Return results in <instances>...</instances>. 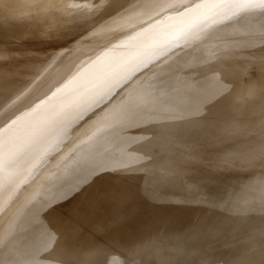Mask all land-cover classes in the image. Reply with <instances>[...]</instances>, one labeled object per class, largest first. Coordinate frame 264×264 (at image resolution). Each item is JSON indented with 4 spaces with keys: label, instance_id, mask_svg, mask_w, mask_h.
I'll return each mask as SVG.
<instances>
[{
    "label": "bare ground",
    "instance_id": "bare-ground-1",
    "mask_svg": "<svg viewBox=\"0 0 264 264\" xmlns=\"http://www.w3.org/2000/svg\"><path fill=\"white\" fill-rule=\"evenodd\" d=\"M41 1L43 2V5H47V0H36L29 7H27V6L22 7L21 6L22 7L21 11L29 13L30 10L36 6L35 3L41 4ZM57 1L58 0H52L51 2L58 3ZM85 1H87V0H85ZM167 1L173 2L174 0H167ZM167 1L163 2V3H158V4L157 3H151V6L147 9H143V7L138 6L137 9H139V12H137L133 15V17L135 16L133 19L127 20L126 22H123V23H120L119 25L115 26V28H113V30H117L116 28H120V27L123 28L125 26H128L129 27L128 30H126L127 28H124V29H122V30H124V33L123 32L119 33L122 30L119 32L118 31L114 32L116 34V37L113 39V36H111L113 40H111L109 38V41H110L109 43H106V44L88 43L87 44L86 43L87 41L85 42V40H84V42L87 44L86 48L85 47L83 48V45H80V42L77 44H73L74 48L72 50H76V53H73L72 50H69L67 52H71L72 54L70 55V57L73 55V58H75L74 55L76 56V54H79V59H78V57H76V59H78V60H77V62H75L74 59L71 57L69 59L70 62H68V63L72 64L73 62H75V64H73V65L69 64L70 65L69 67H67L68 63H67V65L65 64L66 66H64V68L65 67H67V68H65V69L63 68L64 72H62V70L60 71L59 75H61V78L58 75V77H57L58 80L56 79V82H53V84H52V82H49L50 80L46 81L48 79L49 75L52 74L53 72L50 71L52 73H50L49 75H44V74H46L47 72L49 73V69L53 70L52 67L58 68V65L56 67V66H54L55 64H52V63L46 64L44 67V69H46V73L43 74L44 76L42 75V73L45 71L43 70V72H41L40 71L41 68L38 66H33V63H31V62H23L24 65H21V66H16V65H14L15 63L12 64V62H11V64L14 67L10 66V68H9L10 64L7 65L8 67L6 66L8 68L6 71H9V70H16L17 67L24 68L27 65V66L33 68L34 74H30V75L23 77L24 80L29 81V82L26 83L22 87L21 94L13 97V98L17 99L19 102L16 100L18 102L16 104L14 99H12L14 101V103H11V104H13V105H10V103L8 105H10L11 109H13V110L11 112L6 110L9 113L7 115L4 114L5 116L3 118L0 117V118H2V119H0V167L1 166H4V167L20 166V167H22V168H20V172L18 174L14 175L12 180L11 179L6 180L3 184V187L1 188V193H0V220L3 218V216L5 214H7L9 212V210L12 207H14L23 198L26 197V195L28 193L25 192L24 188L27 185V183L33 178V176L35 174L34 173L31 175V173L36 168H39L40 166H42L45 163V161H43V160L46 159L45 157L48 155L46 153L47 152L49 153V151H50V154H51V152L56 151L63 144H64L63 146H69L70 143L68 141L65 142L69 137L71 138L70 139L71 143L72 142L74 143L75 140L78 139L79 136H81L83 134V132H87L90 128V126H88V125L93 120L92 118L98 114V111L100 112V109L104 111L105 108H103V107H105V105H107L106 102L109 100V98L110 97L113 98L112 96L114 94H117L116 92L127 81H129L131 78H133V76L136 78V76H137L136 74L140 70L146 68L147 66H150V64L155 59H158L157 57H159V50L163 46H165L167 43L169 45V43L176 38L178 39L179 37H181V38L182 37H188L189 35L192 36L193 32H194L193 35H195L196 32L198 33L199 31L203 30L207 26L213 24L216 21L221 20L225 16H228V15L232 14L234 11H236L237 9H239L236 6V3L234 2V0H180L178 2L175 1L174 3L167 2ZM5 2L10 3V4L13 2L14 3L18 2V4H21L18 0H0V8L2 7V4ZM110 2H111V0H110ZM143 2H146V0H143ZM95 3H96V1H95ZM131 3H133V2H131ZM168 3H170V4L168 5ZM59 4L60 5L64 4L63 6H65V7H59V9L60 8L62 9V8H66L69 5V2H62L61 1V3H59ZM98 4L100 5V3H98ZM25 5H23V6H25ZM6 6H8V5H6ZM79 6H78V8L80 9L81 7H79ZM93 6L94 5H92V7ZM73 8H76V7H73ZM73 8L71 10L72 12H74ZM97 8H99V6ZM15 11H16V9H15ZM68 11H70V9L67 11L64 10V11H62V13L63 12L68 13ZM89 11H93V10L90 8L88 10V8H87L86 12H89ZM94 11L98 12L99 10H94ZM11 12H9V13L0 12V13L3 14L2 17L7 16L6 18L10 19L11 17L14 16V13L13 12L11 13ZM40 12H47V10L41 9L36 13V15ZM75 12H76V10H75ZM95 13L94 14L91 13V15L92 14L96 15ZM99 13L101 14V12H99ZM33 16H35V15H33ZM2 17L0 15V24H4V26L0 27V37L8 35V33H9L8 27L10 28V25H7L5 23V22H7V21H5V18L3 19L4 22H3V20H1ZM59 17H62V16H59ZM87 17H89V16H87ZM81 18H82V16H81ZM94 18H95V16H94ZM140 18H141V20L138 21ZM84 19H87L86 16L84 18H82L81 21H83ZM89 19H91V18L89 17ZM59 20L62 21L61 18H59ZM60 21H58L55 17H52V16L45 17L42 19H30L27 22L28 24H26V23L23 24L20 22L15 24L16 26L14 27L13 32L19 33L22 35H24V34L30 35L32 33L38 32L41 37L47 36V35L52 34V32H54V30L60 29V28H58L59 26L60 27L63 26V25H61L62 22H60ZM134 21H135V23L138 22V25L136 24L134 29L131 30L130 24ZM78 22L80 23V21H78ZM84 23L85 22H83V24ZM131 25H134V24H131ZM73 27H75V26H73ZM50 28H51V31H50ZM70 28L72 29V27H70ZM67 29L68 28H66L65 31H67ZM126 31H128V32H126ZM19 34H17V35H19ZM61 34H63V33L61 32ZM99 40H101V39H99ZM107 41H108V39H107ZM87 49H88V52L90 49L92 54L88 53ZM66 58H69L68 55L64 59L66 60ZM71 59H73L72 62H71ZM64 61H63V63L66 62V61L65 62ZM61 62L62 61H59V63H61ZM60 65H62V64H60ZM42 67H43V65H42ZM61 68H62V66H61ZM61 68L59 67L58 70H60ZM58 70H57V72H58ZM55 74H54V78L57 75V74L56 75ZM50 76L53 77V75H50ZM54 78H52V79H54ZM41 81H44V83L46 81V83L42 86ZM53 81H55V80H53ZM48 82L50 84H48ZM151 82H152V80H151ZM151 82H150L149 86H151L153 84ZM148 84L149 83H147V85ZM40 86H41V89H40ZM135 86H133L132 88H134ZM137 88L139 89V86H137ZM126 89H127V87H126ZM126 89H125V91L122 90L123 91L122 93H124L122 96L125 98H127V97L129 98V96L131 97L132 94L137 92V90L136 91L131 90L129 87L127 90ZM122 93H120V94H122ZM117 97H118V95H117ZM110 100H112V99H110ZM22 101H23V104L25 106L21 107L19 112H17V107H20L19 105H21ZM10 102H12V101H10ZM112 104L113 105H111V109L108 111L112 112L113 108L116 106V105L114 106V102ZM8 105L4 106V107H9ZM107 106H110V104ZM256 106H258V104L255 106L251 105V106L236 108L237 110L235 109L231 115L237 116V117L238 116L239 117L244 116V117L241 118L242 120H239L240 123H237L235 125L232 124V126L229 124H226V123L223 124L221 122L218 124H214V125L202 124V122L192 124L190 126V127H194V129L192 131H189V130L186 131L187 133L182 134L181 137H180V135L175 136L176 139L174 140L175 141L174 147L178 146V148H182L183 150L182 151H172L173 154L170 151L171 147L165 143H162V142H164V139H162V141L160 142L161 144H155L153 142L151 143L150 141H148L146 146L142 147L139 144L140 141L137 140L136 138H132L131 136H127V137H124L123 139H118L119 138L118 136L113 135L111 137V139H109L110 143L107 144L108 146L110 145L109 148H110L111 154H106V155L104 154L102 156H100V155L98 156V153H97L98 157H96L95 159L93 158L95 160V162H93V160H91L92 164H90L87 161H84L86 163V165H85V172H83V173L87 172L86 175L83 174V176H82V174H81L82 180H80V178H79V181H78V177H81V176L79 175L77 177L78 174L76 175L77 178L75 177L73 179H70L69 183L65 184L63 187H61V189H59V194H58L57 199L55 197L51 201V203H54V204L57 203L58 204V202L61 201L60 199H62V198L66 199V197H68L69 195L71 197V195L74 194L77 189H79L81 186L84 187V184H83L85 182V181H83V180H85L84 177L87 178L88 175L90 177H92V176L96 177V173L98 175L101 174V176L103 175L102 177L99 176L101 180L98 179L99 177L98 178L96 177L98 180H100V181H96V186L98 189L94 185L95 182H93V181H95V178H92L93 181L91 180L92 184L90 186V188L92 186L95 187L94 190L96 191V193L98 192L97 193L98 195L91 192L89 190L90 188L87 189L88 181H86L87 182L86 188L84 189L82 187L84 189L83 191H81L79 189L80 190V191L78 190L79 193H77V194L75 193L76 195L73 197V199L68 200L69 203H71V204H69L70 207L74 205L73 206L74 210L71 207L73 212L78 211L77 214L75 213V215H74V213H72V210H71V216L72 215L73 216H72V219H69V220H71L73 222H77L80 225L81 231L83 232L84 236L85 235L88 236V235L92 234L91 233L92 231H94L97 234H99V236L101 237L100 239L102 241L105 242L107 239V241L109 242V238L111 239V237H112V236H110V234L112 233V227H114L115 233H117V232L121 233L120 236L118 237L119 240L117 241V246H118V248H121V247L124 248V246L127 243H130L132 240L139 239L141 237H146L150 234H166L168 238L170 237V239L168 241L172 242L173 241L172 237L178 240L177 241L174 239L175 240L174 243L169 244L170 248L176 250V248L184 247V244H185L184 238L181 237L183 235V237L187 238V240H188V243H186L187 245L191 244V243H189V240L190 241L192 240V242L193 241L196 242V244H194L195 246L192 244L194 246V247L192 246L193 248H191V246H188V248L190 247V249L192 250V253L195 255L197 253V256H199V259L201 261L202 260L204 261L206 259L205 256H207V254H208L205 252H208V246L207 245L209 242H211L210 238H213L215 235L214 233H218L217 232L218 230H220V231L223 230V228L219 229L217 227V225H216V227L218 229L213 227L215 221L218 220L217 216L222 217V221H224L223 224L227 225L226 227H224L225 225H223V226L220 225L221 222H220V224H218V226L220 225V226H222L228 230V231H226V232H228V234H226L228 239L224 238L223 243L226 245H229L231 243V241L234 240V237H236L234 235H237L238 232L243 233L242 229H241V231H238L239 230V227H238L239 223H236V220L239 219L238 217H240V215H242V212H247L251 209H257V210L264 209V179L262 177H258L257 181L259 180V178H262V179H260L257 183L255 182L256 180H254L256 178V174L258 176V169H261V166H262L261 163L263 162L262 164H264V161H262V159H261V153L264 152V140L260 141L262 139V137H261L259 141L252 142V140H254V138L252 139V137H253L252 135H256V133H260V129H264V123H263L264 122V118H263L264 116L262 114H261L262 116H258L261 118L257 121V123H256V121L254 123L255 118L252 119L253 125L251 124V121H250L251 119H248L251 117V114H252V112ZM125 107H124V105H122L120 107L121 109H118L119 108V106H118V108H117L118 110H117V112L115 111L114 114L119 113V112H126ZM2 109L4 110L6 108H1L0 112ZM107 109H109V107ZM3 110H2V112H3ZM6 111L4 110L5 113H7ZM187 111H188L187 115H189L190 112H189V110H187ZM107 112H105V115H108V117L111 116V115L107 114ZM111 112H109V113L113 114ZM14 113H15V115H14ZM0 115H1V113H0ZM11 115H14L13 119H11L7 123V126H4L5 119L10 117ZM99 115H97V117L99 116L102 118V116H101L102 114H99ZM105 115H103V116H105ZM105 117H103V118H105ZM186 117H187L186 115H182L181 117L178 118L179 125L182 124L183 120ZM258 117H256V118H258ZM221 118H223L224 120L227 119V117H224V116H222ZM246 118L250 121V123L247 124V122H245ZM95 120L99 121V119H95ZM100 120L103 121V119H100ZM99 124H101V122H99ZM161 124L162 123H153L152 125L143 127V129H142L143 137L144 136L145 137H151V136L156 135V133L158 132V131H156V127L158 125H161ZM165 125H167V124H164L161 126L165 127ZM227 125H229V127H231V129H232V131H231L232 134L230 135V137L228 139H226V137H223V135H222L224 133L223 129ZM214 127H216V128H214ZM100 128L101 127H99V129ZM104 128H105V126H104ZM104 128L102 129V131L105 130ZM107 128H108V126H107ZM97 129H98V127H97ZM213 129H215V130L217 129L218 132L213 130ZM93 130H94V128H92V131ZM219 130H220V132H219ZM88 132H90V131H88ZM262 132L263 133H261V136L264 134V130H262ZM245 136L251 137V140H249V145L251 148L253 147L256 150V155L254 154L255 152L254 153L252 152L254 154L253 155L255 158L254 160H252L253 157L249 151H248L249 153H247V151H245V153L250 154L249 156H251L252 161L249 159V157L247 158L246 156H245L246 157L245 159H247V160L249 159L251 161L250 166H252V167H255L254 166L255 164L259 165L260 161L258 162V160L262 161L260 163L261 166H259L258 169H255V171L257 170L256 171L257 173L255 174L254 173L255 171L253 172L254 174L252 173L253 175H255V176H252V177H254L253 180L256 183V184L253 183L255 187L253 188V185H252L253 180L250 179L251 180L250 184L252 185L253 189L252 190L250 189L251 186L247 185L248 183H246V185L249 188L247 187V189H245L247 191L242 190L244 188L243 186H242L243 188L241 189L243 192L244 191L248 192L246 194V196L243 195V196H245V198L242 196L243 198L240 199L241 198L240 196L242 194H244L245 192L244 193L241 192L240 193L241 195H238V197L236 195H233L241 187L239 189H237L233 194L230 192L231 195H233V198L235 197V200L230 199V202L225 201L227 199L229 201V198L231 196L230 193H229L230 196L229 197L227 196L228 195L227 193L229 191L226 192L227 195H225L226 198L228 197L227 199H224L225 196L223 195V197H224L223 198L221 195L220 197H222L224 199L226 204L223 202L222 198H221L222 200L220 199V197H219V199L226 206L225 205L222 206L221 205L222 203H215L218 198L215 199L216 201L211 200V201H215V202H213V204H215L216 206L218 205L217 207H219L220 205L223 208L226 207L225 209H227L229 207V208H232L234 210V212H237V210L240 209L239 207H241L242 202H245L244 209L243 210L240 209L241 210V211L239 210L240 212L238 211L240 214L238 213L237 215H234L231 211L228 212L229 209L226 210L227 211L226 212V211H224L225 209L223 210V208H222L221 210L226 212L227 215H224V213H220V214H223V215H220L218 213L213 214V212L216 210L215 209L216 206L214 205L215 208H213V210L214 209L215 210L212 211V214L210 212L209 213L203 212L202 214H197L198 206L201 203L203 204L204 203L203 201H205V199H204L205 197H203L205 194H203V193L206 192L204 186L207 185V184L204 185V183H203L204 186L201 185L202 187H204L203 188L204 190L201 187V189L203 190V193H202L203 198L200 197L201 195L199 196L200 198H198L197 196H196V199L193 198L195 195H197V192L199 191L197 188L200 187V185L198 187H196L197 182H194V181H198L197 179H199V177H200L199 180L201 181L202 180L201 178H203L202 177V174L204 173L203 171L205 170V168H201V167H203V166H201V161H204L202 163H204L205 166H207L206 163L209 162L210 163V164L208 163L209 168L214 165V167L213 168L211 167V169H209L208 166L206 168L207 170L209 169L212 172V169L218 168V166H217L218 164L221 165V163L217 164V162H215L216 163L215 164L213 162V158L217 157V156L215 157L214 155H218V154L223 153V152L225 154H228V153H231L232 150H234L233 151L234 153L232 152L233 155L237 154L239 151H240L238 153L239 156L242 155L241 151H242V153H244L243 152L244 150L242 148L238 147L237 141L242 137L245 138ZM101 138H103V136ZM198 138H201V139H198ZM255 138H257V136ZM106 140H107V142H109L108 139H106ZM241 140H243V138ZM97 141H98V143H97ZM97 141L91 145V148L100 150L99 148H101V145H102V144L100 145V143L102 141H100L99 139H97ZM196 141H200V142H196ZM247 142H248V140H247ZM105 143H106V141H105ZM105 143L103 142V144H105ZM194 143H197V144L195 145ZM233 143H237L236 146L238 147V149L240 148V150H238L236 148L238 150L237 153H235L236 149H234V148L232 150L228 149L231 152H229L227 150V148L233 147V146H231V145H234ZM243 145H245V144H243ZM246 145L248 146V143ZM162 147L165 149L163 155H170L171 154L174 156H172L173 157L172 161L167 163L168 165H166V164L162 165V164L158 163V164H155L153 166V167L160 168V176H161L160 178H153L154 176L149 172L150 168H152V166H149V171L146 170V166H143V165L139 166V167H137V166H133V167L132 166H126L125 165L126 160L122 159L125 156L123 153H125L126 150H129L130 152H134L136 155H140L143 157L144 155H148L153 151H158V149H160ZM224 147H227V148H226V150L223 151ZM77 148L80 149L79 147H77ZM94 152H95V150H94ZM45 154H46V156H45ZM89 154H91V152H89ZM212 154H213V156H211ZM229 155L231 156V154H229ZM65 156H67V155H65ZM218 156L221 157L222 155H218ZM236 156H238V155H236ZM209 157H210V159L212 158L211 162H213V165L211 164L210 159H209V161L207 160ZM228 157L229 156H227L225 159L227 160ZM68 158L67 159L65 157L63 159L60 158L58 161L54 162L52 164V168L50 167L49 171H51L53 169H54L53 171L56 170L55 173L62 171L63 172L62 175H64L65 179L70 178L71 176L73 177V175H74L73 172L76 170L75 167H76L77 163H76L75 159L70 161V160H68ZM131 158H132V156H131ZM238 158L239 157H236L235 159L239 160L240 158L239 159ZM229 159L232 160V158H228V160ZM256 159H258V160L256 161ZM63 160H66V161H63ZM76 160H78V159H76ZM194 160H196V161H194ZM205 160H207V162ZM221 160H224V159L221 158L219 161V162L223 163V161H221ZM247 160L246 161L243 160V162L245 163V162H247ZM189 161H190V163H189ZM197 161H199L198 165H196ZM240 161H241L242 166H245L247 163L249 165V163H250V161H249V162L245 163V165H244L242 160H240ZM240 161H239V163H240ZM193 162L196 166H198V168H201V169L195 170L196 169L195 168V169L191 170V166H188V165L186 166L184 164V163H186V164L188 163L190 165L191 163L193 164ZM224 162H225V160H224ZM230 162L229 163L227 162V164L229 165ZM252 162L253 163L255 162V164H252ZM172 163H174V164H172ZM239 163L237 162V164L234 163L233 165L235 167H237L236 165H238ZM61 164H62V167H61ZM94 164H96L95 165L96 168L94 167ZM118 165H120V166H118ZM182 165H185L186 167L185 166L183 167ZM228 165H226V164L224 165V168H225V166H227V168H226L227 171L218 170L220 167L218 169H215V170H217V172L222 171V172H219V173H221V175L224 172H226L227 174L229 172H233L235 170L234 169L235 167L233 166L234 167L233 169L231 167V171H230V167ZM199 166H201V167H199ZM222 166L223 165H221V167ZM188 167H190V169H188ZM193 167H194V165H193ZM228 167H229V170H228ZM63 168H64V170H63ZM86 168H87V170H86ZM94 169H96V170H94ZM200 170L201 171L203 170L202 173L200 172ZM260 171H259V174H260ZM214 172L215 171L213 170L212 174ZM250 172H252V171L250 170ZM200 173H201V175H200ZM216 173H215V175H216ZM229 174L231 175V173H229ZM204 175L210 176L209 178L212 177L211 173L204 174ZM221 175L218 174V177ZM232 175H234V174L232 173ZM243 175H245V173H243ZM176 176L177 177L180 176L178 178H182V177L185 179L187 178L190 181L194 180L193 182L192 181L191 182L194 184V186H195L194 188H196V190H198V191L196 192V190H194L195 192L192 194L191 191H193V190L191 187H193L192 186L193 184H190L191 183L190 181H189V184H187V185H189V186L191 185V187H186V188H191V190H189L190 191L189 195H190V193L192 195H194V196H190V197H191V199L193 198L195 200L192 201L193 200L192 199L190 201V197H189V199L188 198L185 199V197L183 199H185V202H186V200L187 201L189 200L191 204H192V202H194V204H195V201L201 200L202 201V202L200 201L201 203L196 202V203H198L197 204L198 206L195 204L197 206V208H196L197 210H195L196 212H194V208L192 206H190L191 204L189 205L188 203H187V205H188L187 207H184V209H181L182 211L181 210L180 211L179 210L174 211L176 209L177 205L182 203V201H183L182 197L186 196V194L188 193L187 192L188 189H186V194L184 193L185 188L182 185V183L180 184V186H179V184H176V185H178L177 187H176V185L172 186L175 184V182H173V181H177V180H175ZM223 176L225 177L224 174L221 177H223ZM226 176H228V175H226ZM235 176H236V172H235ZM90 177H89V179H90ZM206 177L204 176V178H206ZM218 177H216V178H218ZM229 177L227 178V180L229 179ZM216 178H214V179L217 180ZM185 179H183V182L185 181ZM210 180L213 181V178ZM250 180H249V182H250ZM80 181H82L83 183ZM91 181H90V183H91ZM186 181H188V180H186ZM200 181H198L199 184H202V183H200ZM217 181H214V182H216V183L220 182V181H218V182ZM226 181L223 180V181H221V183L222 182L226 183ZM204 182L206 183V179ZM229 182H231V181H229ZM229 182L227 181V183H229ZM42 183H43V180L41 181V184ZM48 183H50V182H48ZM80 183H82L83 185L82 184L80 185ZM171 183H174V184H171ZM177 183H179V182L177 181ZM184 183H186V182H184ZM207 183H208V179H207ZM209 183H208V185L212 184V183H210V184ZM216 183H214V185ZM224 183L222 184V186L224 185ZM234 184H236V183L234 182ZM238 184H240V181ZM241 184H242V182H241ZM181 185L183 187H181ZM214 185L212 188L209 189V192L212 193L214 187H217V189H218L219 185L218 184H217L218 186H216V185L214 186ZM44 186H49V185H44ZM230 186L231 185H229V187ZM161 187H163V188H161ZM206 187H208V186H206ZM223 187H221V188H223ZM227 187L225 185L224 188H227ZM172 188L175 190L173 191ZM182 188H184V192L183 191L182 192L185 195L182 192H178L176 190V189H178L179 191L183 190ZM227 189H229V188H227ZM227 189H224V190H227ZM248 189H250V191ZM206 190H208V189H206ZM37 191H38V189L35 192H37ZM89 191L92 194H95V197L90 196L91 193L89 194ZM240 191H238V192H240ZM200 192H202V191H200ZM216 192H217V190H216ZM216 192H214V193H216ZM218 192H220V191H218ZM180 193H182L183 196ZM211 193H209V194L212 195ZM218 194H221V192ZM218 194H215L213 196L218 197L219 196ZM36 195H38V194H36ZM216 195H218V196H216ZM209 196H208V199H209ZM211 197L212 196H210V199L214 198V197H212V198ZM231 198H232V196H231ZM237 198H239L241 201ZM160 199L163 200V203L160 202L161 201ZM166 199H169V200H166ZM236 199L239 202H241L240 205L238 204L239 202H234V203L231 202V201H237ZM243 199H245V201ZM155 200H158L157 202H159V204L162 205L159 207V209L157 211H151L150 210L151 211L150 213L146 212V214H143V213L138 214V211L140 209L142 211V210H145L146 208L150 209L152 206L157 205L158 203H156ZM206 200H207V197H206ZM166 201L170 202V204L167 203ZM220 201L218 200L217 202H220ZM206 202H208V201H206ZM63 203H64V200H63ZM166 204L173 205V206L175 205L176 207L174 206V209H171L169 206V208H170L169 209V208H166ZM63 205H65V204H63ZM67 205H68V203H67ZM185 205L186 204H184L182 206L179 205V206L183 207ZM195 205H193V206H195ZM204 206H205V209L201 208V207L199 208L200 212H201L200 209L206 210L208 208V207H206V205H204ZM154 207H152V208H154ZM180 207H179V209H180ZM211 207H213V206H211ZM211 207H209L210 209L208 208L210 211H211ZM64 208H66V207H64ZM218 209L220 210V208H218ZM135 210L136 211L138 210L137 213ZM42 211L44 212V209L40 210V216L42 215ZM117 212H118V216L116 215ZM215 212H219V211H215ZM244 215H245V213H244ZM34 216H37V215H34ZM116 216H117V221H116ZM214 216H216V217H214ZM225 217H227V218H225ZM247 217L249 218L250 221H252V217H255V215H247ZM200 218H201V220H200ZM69 220H67L66 222H68ZM202 220L204 223L202 222ZM219 220H221V219L219 218ZM115 221H116V226H115ZM155 221L157 224L156 227L154 225ZM256 221H257V219H256ZM55 222H56L57 226L58 225L60 226V224L63 223V222H60L59 220H56V219L53 221V223H55ZM66 222H64V223L66 224ZM232 224H235L236 227ZM63 225L64 224H62V226ZM65 226L66 225H64L63 229H65ZM197 226H199V227H197ZM194 228H195V231H196V228H198V230H197L198 232H195ZM236 228H238V229H236ZM255 228L260 229L259 231H261L262 234H264V232H263L264 231V215H263V217H260L259 221H257V224H255ZM246 230H245V232H246ZM220 231H219V235L221 234ZM223 231H225V230H223ZM226 232H224V233H226ZM33 233H35V232H33ZM184 234H186L187 237L184 236ZM187 234L189 236H191L189 239H188ZM223 235L224 234H221L220 236L223 237ZM216 236H217V234H216ZM216 236L213 238V241L215 240ZM178 237H179V239H178ZM224 237H225V235H224ZM236 238L238 239V237H236ZM171 239H172V241H171ZM187 240H186V242H187ZM239 240H241V239H239ZM239 240H237V241L240 242ZM176 241L178 244H175ZM220 241L222 242V238L220 239ZM216 242L214 241L212 243H216ZM221 242H219V244H221ZM234 243H237V242L234 241ZM240 243H241L240 245L238 244L239 245V252H243L248 247L250 241L248 239L243 238L242 242H240ZM219 244H217V245L219 246ZM187 245H186V247H187ZM230 245L227 246L228 250L230 248ZM232 245H233V243H232ZM204 246H207V251L204 249V248H206ZM214 246L212 245V250L215 248ZM221 246H223V245H220V248H223ZM225 247H224V250L226 249ZM261 247L262 246L259 245L257 247V249L253 251L255 255L259 252ZM204 250H205V252H204ZM212 250H211V252H212ZM203 252L206 255L202 256ZM219 252H220V250H219ZM216 253L218 255V252H216ZM220 254H221V252H220ZM214 256H215V254H214ZM212 257H213V255H212ZM116 263L119 264L118 261H116Z\"/></svg>",
    "mask_w": 264,
    "mask_h": 264
},
{
    "label": "rangeland",
    "instance_id": "rangeland-1",
    "mask_svg": "<svg viewBox=\"0 0 264 264\" xmlns=\"http://www.w3.org/2000/svg\"><path fill=\"white\" fill-rule=\"evenodd\" d=\"M18 1L21 4H18V2H15V3L13 2L11 4L5 2L6 4L3 3L2 7L0 8V12H2V13L3 12L9 13L11 11L14 13V16L11 17L10 19L6 18L7 16L2 17L3 14L0 13V15L2 17L1 20H3L5 18V21H7L5 23L7 25H10V28L8 27V31H9V33L7 32L8 35L0 37V55H3L4 57L11 58L12 64L15 63L14 65H16V66L24 65L23 62H31V63H33V66L40 67L41 72H43V70L45 71L42 73V75L44 73H46V69H44L46 64L52 63V64H55L54 66H56V67L58 65V68L52 67L53 70L49 69V73L47 72L46 74H44V75H49L50 73L53 72L52 74H50V75H53V77L49 75L48 79L46 80V81L50 80L49 82H52V84H53V82H56V79L58 80L57 77L60 74V71L62 70V72H64L63 68H64V66L67 65L68 62H70L69 59L71 57L73 58V55L70 57V55L72 53L67 52V51L72 50L74 48L73 44H77L80 42V45H83V48L84 47L86 48L88 43H91V44L109 43L110 42L109 38L111 40H113L116 37V34L114 32H117V31L119 32L124 28H127L126 30H128V28H129L128 26H125V27L122 26L123 28L120 27L121 29L116 28L117 30H113V28H115V26L119 25L120 23H123V22H126L127 20L133 19L135 17V16L133 17V15L135 13L139 12V9H137L138 6L143 7V9H147L151 6V3H157L158 4V3L166 2L167 0H146V2H143V0H135V1L134 0H116V6H113V7H109V5L111 3L110 0H100V1L99 0H89V1L88 0L87 1H85V0H64V1L58 0L57 1L58 3L51 2L52 0H47V5H43L42 1H41V4L35 3L36 6L34 8H32L29 13L21 11L22 7H26V6L29 7L36 0H34V1L33 0H18ZM61 1L62 2H69V5L66 8H62V9L60 8L59 9V7H65V6H63L64 4H62V5L59 4V3H61ZM95 1H96V3L99 1L98 3H100V5L98 3H97L98 5H97L95 3ZM175 1L178 2L180 0H174L173 2L167 1V2L174 3ZM131 2H133V3H131ZM22 4L23 5L26 4V5L23 6ZM119 4H123L124 8H120L119 11H117V6ZM169 4L170 3H168V5ZM6 5H8V6H6ZM92 5H94V6L92 7ZM78 6L81 8L79 9ZM98 6L100 9L97 8ZM73 7H76V8H73ZM72 8H73L74 12L71 11ZM87 8H88V10L90 8L93 11L86 12ZM105 8H107L108 11H110L112 14L108 15V12L105 10ZM15 9H16V11H15ZM41 9L47 10V12H50V10L55 11L58 16H62V17H59V18H61L62 21H60V20L59 21L62 22L61 25H63V26H61V27L59 26L58 28H60V29H57L58 31L60 30L59 31L60 35L58 37L55 36V34H54L55 30H54V32H52V34L47 35V36H42V37L39 35L38 32L32 33L30 35H28V34L22 35V34L13 32L14 27L16 26L15 24H17L18 22L23 23V24H25V23L28 24L27 22L30 20L31 16L36 15V13ZM69 9H70V11H68V13H65V12L62 13V11H64V10L67 11ZM75 10H76V12H75ZM94 10H99V11L96 12ZM99 12H101V14ZM91 13H93V14L95 13L96 15H93V14L91 15ZM260 13H261L260 8L252 9L250 12H247V13H243L239 9H237L232 14L225 16L224 18H222L219 21L214 22L213 24L207 26L206 28L199 31L198 33L195 31L196 32L195 35H193L194 34V32H193L192 36L189 35L188 37H182V38L179 37L178 39L176 38L173 41H171L169 43V45L167 43L165 46H163L159 50V57H157L158 59H155L150 64V66H147L146 68L140 70L136 74L137 76L135 75L136 78L133 76V78L130 79L131 81L130 80L127 81L116 92L117 94H114L112 96L113 98L110 97L109 100L106 102L107 105L110 104V106H107L104 104L105 107H103V108H105L104 109L105 112H107L108 110L111 109V105H113L112 104L113 102H114V106L116 105L115 106L116 108L114 107L115 109L113 108L112 112L111 111L107 112V114H109L111 116L108 117V115H105V112L100 109V112L98 111V114L97 113L96 114L97 115L102 114L101 115L102 118L99 117L100 115L98 117H97V115L96 116L94 115L96 118L93 117L92 118L93 123L90 122V124L88 125V126H90L88 131H90V132H88V131L83 132V134L81 136H79V138L76 139L74 143L73 142L71 143V141H70L71 138L69 137L65 142L68 141L70 143V145H69L70 147L69 146H63L64 145L63 144L56 151L51 152V154H50V151H49V153L48 152L46 153V154H48L47 156L45 154L46 159H44L43 161H45L46 164L44 163L42 166H40L39 168H36L31 173V175L34 173L35 174H34L33 178L27 183V185L24 188L25 192L28 193L26 195V197L23 198L19 202L20 204L18 203L19 205L16 204L14 207H12L9 210V212L7 214H5L3 216V218L0 220V238L6 237L10 232H12L14 229H17V228L22 229V233H21L22 235L34 234L33 232H36L37 226L39 224H44L45 228L49 227L50 225L55 226V228H57L61 231H64L65 229H63V228H64V225L67 224L66 221L69 219H72L73 215L71 216V210L72 209L74 210V208H73L74 205L71 206L72 207V209H71V207L69 205L71 203H69L68 200L73 199V197L77 193H79L80 190L83 191L86 188L87 184H88L87 189H89L91 184H92V181H93L92 178H95V181H93V182H95V184L94 183L93 184L96 186V181L101 180L99 177V176H101V174L98 175L96 173V177L97 178L99 177L98 179H100V180H98L96 177H93V176L90 177L87 174L88 175L87 178L89 179V177H90L89 180L90 181L92 180L91 183L86 177H84L85 180H83V181H85V182L83 183L82 181H80L84 184V187L81 186L79 188L80 190L77 189L76 190L77 192L75 191L76 194L75 193L72 194L71 197L69 195L68 197H66V199H63V198L60 199L61 201H59L60 203L58 202V204L57 203H55V204L51 203V201L55 197L57 199L58 194H59V189H61V187H63L65 184L69 183L70 179L75 178L77 174H78L77 177L79 175L81 176V174H82V176H83V174L86 175L87 172L83 173V172H85V165H86V163L84 161H87L90 164H92L91 160H93V162H95L94 159L96 157H98L99 155L102 156L104 154L105 155L111 154V151L109 148L110 145L108 146L107 144L110 143L109 139H111V137L113 135L118 136L119 137L118 139H123L124 137H127V136H131L132 138H136L137 140L140 141L139 144L142 147L146 146L148 141H150L151 143L153 142L155 144H161L160 142L162 141V139H164V142H162V143H165L168 146H170L171 148L170 147L169 148H170V151L172 153V151H182L183 150L182 148H178V146L174 147V145H175L174 140L176 139L175 136L180 135V137H181L182 134L187 133L186 131H188V130L192 131L194 129V127H190V126L194 123H198V122H195V117H193L191 114L187 115V112H188L187 110H189V112H191V108L193 105H200L204 109L203 115L206 116V119L203 121H200V122H202V124L214 125V124H218L221 122L223 124L226 123V124H229L232 126V124L235 125L237 123H240L239 120H242L241 118H243L244 116H240V117L238 116L237 117V116L231 115L232 112H234V110L236 108H233L231 110H227L223 106H220V105H217L216 107H212L214 100L211 99L210 97H211L212 93L217 91L218 87H220V86H218L213 81L212 77L214 74L209 71V66L211 64H214L217 62L216 61L217 57H223V56L227 55L229 57V62L231 63L232 67L234 68L235 72L243 74L242 79L249 80L252 82L253 85L256 86L257 94L253 97L247 98L245 101H241L239 107H246V106H251V105L255 106L258 104V106H256L254 108V110L251 114V117L250 118H248L249 116L247 117L248 119H251L250 121H251L252 125H253L252 119H254V118H255L254 123H255V121L257 123V121L261 118L258 116H262V115L264 116V95H262L259 91L261 84L264 83V73H262L260 71L261 65H264V17H262ZM81 16H82V18H84L86 16L87 19H84L83 21H81L82 20ZM87 16H89L91 19H89V17H87ZM94 16H95V18H94ZM141 18L138 21H140ZM78 21H80V23ZM3 22H4V20H3ZM83 22H85V23L83 24ZM131 24H134V25H131ZM131 24H130V26H131L130 28H131V30H133L134 27L136 26V24L138 25V22L135 23V21H134ZM73 26H75V27H73ZM70 27H72V29ZM66 28H68L67 31H65ZM61 32L63 34H61ZM122 32L124 33V30H122L119 33H122ZM126 32H128V31H126ZM17 34H19L20 36ZM111 36H113V39ZM99 39H101V40H99ZM107 39H108V41H107ZM84 40H85V42L87 41L86 42L87 44L84 42ZM72 51H73V53H76V50H72ZM87 52H88V49H87ZM88 53L92 54L90 49H89ZM67 55L69 58H66V60H65L64 58L67 57ZM74 57H75V58H73L74 61L77 62V60L79 59V54H76V56L74 55ZM76 57H78V59H76ZM73 59H71V62L73 61ZM59 61H62V62L59 63ZM63 61L65 63H63ZM11 62L7 63L6 66L8 64H10L9 68H10V66L14 67L11 64ZM75 62H73L72 64L68 63L67 67L75 64ZM60 64H62V65H60ZM42 65H43V67H42ZM61 66H62V68H61ZM7 67L5 68L4 71H6L8 69ZM59 67L61 68L60 70H58ZM67 67H65V68H67ZM245 69L247 70L246 73H245ZM57 70H58V72H57ZM50 71H52V72H50ZM54 74L56 75L55 78H54ZM215 76L217 79L220 78L219 73H216ZM59 77L61 78V75H59ZM52 78H54V79H52ZM53 80H55V81H53ZM151 80H152V82H151ZM46 81H45V83H46ZM49 82H48V84H50ZM150 82L153 83L151 86H149ZM45 83H44V81H41L42 86ZM147 83H149V84L147 85ZM132 85L133 86L136 85V86L134 88H132L133 87ZM137 86H139V89L137 88ZM126 87H127V89L129 87L131 90H135V91L137 90V92L132 94L131 97L129 96V98L128 97L125 98L122 96L124 94L122 92L125 91ZM228 87H231V86L229 85ZM40 89H41V86H40ZM120 93H122V94H120ZM117 95H118V97H117ZM137 97L142 98L144 103H143L142 108L137 110V112L134 115H127L126 112H119V113L114 114L115 111L117 112L118 109H121L120 107L122 105H124V107L125 106L127 107L129 100H131L133 98H137ZM12 99H14L16 104L19 102L15 98H12ZM110 99H112V100H110ZM10 101H12V102H10ZM10 101H8L7 104L5 103L6 105L4 103L0 104V109L6 108V109H4L5 111L8 110L9 112H11L13 109H11L10 105H13L11 103H14V101L13 100H10ZM9 103H10V105H8ZM7 105L10 108L4 107ZM118 106H119V108H118ZM108 107H109V109H107ZM2 110L0 112L1 113L0 117L3 118L9 112L6 111L7 113H5L4 110H3V112H2ZM17 112H19V111H17ZM109 112H111L113 114H110ZM15 113H14V115H15ZM14 115H11L7 119H5V121L9 122L11 119H13ZM103 115H105L106 117ZM182 115H186L187 117L183 120L182 124L179 125L178 118L181 117ZM222 116L227 117V119L224 120L223 118H221ZM103 117H105L106 119ZM256 117H258V118H256ZM2 118H0V119H2ZM94 118L99 119V121L98 120L96 121ZM247 118H246L245 122H247V124H248V123H250V121ZM100 119H103V121H101ZM99 122H101V124H99ZM153 123H162L161 125H164V124H167V125H165V127L158 125L156 127V131H158L156 133V135L151 136V137H145V136L143 137V135H142L143 134L142 133L143 127L152 125ZM229 125H227V126H229ZM96 126L98 127V129ZM104 126H105V128H104ZM107 126H108V128H107ZM99 127H101L100 128L101 130L99 129ZM92 128H94L93 131H92ZM103 128L105 129L104 131H102ZM214 128H216V127H214ZM213 130H215V129H213ZM262 130H264V129H260V133H256V135H252L253 136L252 139L254 138V140H252V142L259 141L261 137H262V139L260 141L264 140V138H263L264 134L261 136V133H263ZM215 131L218 132L217 129ZM219 132H220V130H219ZM231 134L232 133L229 132L227 134L223 133L222 135H223V137H226V139H228ZM102 136H103V138H101ZM250 136H245V138L242 137L243 140H241L242 138H240L239 139L240 141L238 139H237L238 141L237 140L236 141L238 143V147L242 148L244 150L243 151L244 153H245V151H247V153L250 152L252 154V157H254L253 155L254 154L256 155V150L253 147L251 148L249 145V140H251ZM256 136H257V138H255ZM105 138L108 139L109 142H107V140ZM97 139L102 141L100 143V145L102 144L101 148H99L100 150L91 148V145L94 142H96ZM198 139H201V138H198ZM104 140L106 141V143ZM247 140H248V142H247ZM103 142L105 144H103ZM196 142H200V141H196ZM97 143H98V141H97ZM237 143H233L234 145H231V146H233L232 148L224 147L223 151L226 150V148H227V150L228 149L232 150L233 148L238 149V147L236 146ZM247 143H248V146L246 145ZM194 144L196 145L197 143H194ZM243 144H245V145H243ZM77 147H79L80 149H78ZM240 148L238 150H240ZM237 149L235 150V153L238 152ZM94 150H95V152H94ZM164 151H165V149L162 147V148L158 149V151H153L150 154L144 155L142 157L140 155H136L134 152H130L129 150H126V152L123 153L125 156L122 159L126 160V163H125L126 166H132V167L137 166V167H139V166L143 165V166H146V170H148V171H149V166H152V168H150L149 172L154 176L153 178H160L161 177L160 176V168L153 167V166L155 164H158V163H160L162 165H165V164L168 165L167 163L172 161V159H173L172 156H174L171 154L170 155H163ZM228 151L231 152L230 150H228ZM233 151L234 150H232V152ZM89 152H91V154H89ZM232 152L228 153V154H225L223 152L226 156L223 153L218 154V155H222V156L224 155L223 156L224 158L222 156L220 157L218 155H214L215 157L217 156L216 157L217 159L213 158V162L214 163L217 162V164L221 163V165H223V166L221 167V165L218 164L217 166H218V168L219 167L220 168L219 169L218 168L212 169V172H213V170L215 171L213 174H212L211 170H209V169H211V167L212 168L214 167L213 162H211L212 158L210 159V157L213 156V154L207 159L208 161L210 159V162L213 165L209 168L208 165L210 163L209 162H208L209 164L206 163V165L209 168L208 170L206 169L207 166H205V164L202 163L204 161H201V166H203V167H201V166H199V167L205 168L204 171L202 170L204 173L202 174L203 178H201L202 180L203 179L204 180L200 181L199 180L200 177L197 180L200 181V183H202V184H199L198 181L191 180L192 182L193 181L197 182L198 185L196 184V187H198L200 185V187L197 188L199 191L196 190V188H194L195 187L194 184L189 179H187V178L185 179L181 176L183 179H185L184 182H186V183H184L182 178H178L180 176H178V177L176 176L175 177L176 179L174 178L179 183H177V181H173V182H175V184L171 183V184H174L172 186H175L176 184H179V186H180V184L182 183V185L185 188V192H184V188H182L183 190H180V191L178 189H176L178 192L183 191L186 194V189H188L187 190L188 193L186 194L187 197L183 196V194H184L183 192H182L183 194L180 193L183 196V197L181 196L182 199L184 197H185V199H187V198L189 199L190 196H194V195H192L195 192L194 190H196V192L198 191L197 195H195L193 197L195 199H196V196L198 198H200L203 196V194H205L203 196V197H205L204 198L205 201H203L204 202L203 204L201 203L202 202L201 200L195 201L196 205L198 204L196 202L201 201L200 202L201 204L199 203L200 205L199 206L197 205L198 208L194 204V202H192V204L195 206H193L190 203V201L193 199V198L191 199V197H190V201L188 200L189 202L187 200L185 202V199H183L184 202L182 201V203L177 205V207H178L179 205L182 206V205L186 204L183 207L179 206L180 209H179V207L177 208L174 205L176 207V209L174 211H178V210L180 211L181 209H184V207L188 206L187 203L189 205L191 204L190 206H192L194 208V212H196L195 210L198 209L197 214H202L203 212H206V213L210 212L212 214V211H214L216 209L215 211H219V212L214 211L213 214L214 213H218V214L224 213V215H227L226 210L229 209L228 212L231 211L234 215H237L241 210L244 209L245 202H242V204H241V202H239L237 200L239 198L236 199L237 201H231V202H233V203L239 202L238 204L239 205L241 204V207H239L241 209V210L239 209L240 211L237 210V212H234V210L232 208L228 207L227 209H225L226 207L223 208L222 206L225 205L226 202H230V199L235 200V197L233 198V195H236L238 197V195H241L240 194L241 192L244 193L245 191H247V190H245L248 187L247 185L251 186L250 189L252 190L255 187L254 184H256L260 179H262V178L264 179V177H263L264 176V174H263L264 173L263 172L264 171V169H263L264 164H262L263 162L261 160H258L259 159L258 158V159H256V161L257 160H258V162L260 161L259 165L258 164L256 165L255 164L256 161H255L254 163L252 162V164H255L254 165L255 167H252L250 165H251V161L253 160V158L251 160V156H249L250 154L245 153L246 154L245 155L241 151V154L242 155L244 154L243 155L244 157H243L242 155L239 156L238 153L240 151L234 155L232 154ZM252 152L253 153L255 152V153L253 154ZM97 153H98V156H97ZM229 154H231V156ZM65 155H67V156H65ZM130 155L132 156V158ZM236 155H238V156H236ZM227 156H229L228 158H232V160L229 159L231 162L228 160V158H227L228 161L225 159ZM245 156L247 158L249 157V159L251 160L250 161L248 159L250 161L249 165L247 163L249 161L247 159H245L246 158ZM64 157L66 159L69 157L68 160H70V161L75 159V161L77 163V165L75 167L76 170L74 169L75 171L73 172L74 173L73 177L71 176L70 178H67V179H65L64 175H62L63 174L62 171L56 172V173H55L56 170L53 171L54 169L49 171L50 167L52 168V164L54 162L58 161L60 158L63 159ZM236 157H239L240 159L238 158L239 160H237V159H235ZM221 158L224 159L225 162H224V160H221V161H223V163L219 162ZM76 159H78V160H76ZM207 160H205V161L207 162ZM240 160H242V162H243V160H245V161L247 160V162H245V163H247L246 165L248 167L245 165L244 162L243 163L245 166H242ZM63 161H66V160H63ZM194 161H196V160H194ZM226 161L228 163L230 162V164L228 165ZM239 161H240V163H239ZM233 162L236 164L238 162L241 166L238 164V165H236L237 167H235L233 165L234 164ZM189 163H190V161H189ZM198 163H199V161H197L196 165H198ZM260 163L262 166L260 165ZM172 164H174V163H172ZM184 164L186 166L187 165L191 166V170H193L195 168H196L195 170L201 169V168H198V166H196L194 164V162H193V164L191 163L192 165L191 164L189 165L188 163L187 164L184 163ZM225 164L230 167V171H231V167H232V169L235 167L234 168L235 170L233 172H229V173H231V175L229 173L227 174L226 172L223 173L226 178L224 176L221 177L223 174L221 175V173H219V172H222L224 170L227 171V169H226L227 166H225V168H224ZM95 165L96 164H94V167H95ZM185 165H182V166L184 167ZM193 165H194V167H193ZM118 166H120V165H118ZM259 166H261V169H258ZM61 167H62V164H61ZM229 167H228V170H229ZM20 168H22V167H20V166H8V167L1 166L0 167V193H1V188L3 187L4 182L8 179L12 180L14 175H16L20 172ZM64 168H63V170H64ZM188 169H190V167H188ZM215 169L222 170V171L217 172V170H215ZM255 169H258V176L256 174L257 170L255 171ZM86 170H87V168H86ZM94 170H96V169H94ZM250 170L252 172H250ZM202 171L200 170L201 173H202ZM259 171H260V174H259ZM235 172H236V176H235ZM253 172L256 174L255 179H254V177H252V176H255V175H253L254 174ZM201 173H200V175H201ZM209 173H211V176H212L211 178H209L210 176L204 175V174H209ZM215 173H216V175H215ZM232 173L234 175H232ZM243 173H245V175H243ZM218 174L221 176L218 177ZM226 175H228V176H226ZM82 176L78 177V181H79V178H80V180H82L81 179ZM204 176L205 177L207 176L208 178L207 177L204 178ZM229 176L230 177L232 176V177L230 178ZM216 177H218L220 180ZM228 177H229V179L227 180ZM258 177H262V178H259V180L257 181ZM212 178H213V181L210 180ZM214 178H216L220 182H218ZM205 179H206V183L204 182ZM207 179H208V183L210 182L212 184L209 183L210 185H208ZM250 179L256 180L255 181L256 183L254 182V180L252 181L253 188H252V185L250 184L251 183ZM42 180H43V183L41 184ZM186 180H188V181H186ZM223 180H225V181L227 180L228 182L229 181H231V182L227 183V181H226V183H224V182L221 183V181H223ZM249 180H250V182H249ZM86 181H88V183ZM189 181L191 182L190 184H193L192 185L193 187H191V185L190 186L187 185V184H189ZM214 181H217L218 183H216ZM239 181H240V184H238ZM48 182H50V183H48ZM213 182L216 183L215 184L216 186L219 185L218 186L219 190L217 189V187H214V189L211 193V192H209V189L213 187V185H214ZM234 182L236 184H234ZM241 182H242V184H241ZM82 183H80V185ZM203 183H204V185L205 184H207V185L204 186ZM223 183H224L223 186L225 187V185H226V187L228 186L227 188H229V189L224 188L222 186ZM246 183H248V184L246 185ZM44 185H49V186H44ZM182 185H181V187H183ZM201 185H203L205 187V191L207 193L206 192L203 193L204 187H202ZM229 185H231V186L229 187ZM177 186L178 185H176V187ZM206 186H208V187H206ZM220 186L223 188H221ZM93 187L94 186H92L91 188L94 190L95 187L94 188ZM186 187L192 188V190H193V191H191L192 194L190 193V195H189V192H190L189 190H191V188H186ZM201 187L203 190L201 189ZM91 188L89 189L91 192H93L95 194L98 193V192L96 193L95 190L93 191ZM96 188H97V186H96ZM161 188H163V187H161ZM37 189H38V191L35 192ZM206 189H208V190H206ZM224 189H227V190H224ZM237 189H239V190H237ZM241 189L245 190V191L243 192ZM250 189H248V190L250 191ZM172 190L174 191L175 189L172 188ZM216 190H217V192H216ZM90 191H89V194L91 193ZM200 191H202V192H200ZM218 191H220L221 194H218V193H220ZM238 191H240V192H238ZM208 192L211 193L212 195H210ZM214 192H216V193H214ZM226 192H228L227 193L228 195L226 194ZM230 192L232 194L234 192L235 193L233 195H231ZM229 193L232 196V198L229 195ZM247 193L248 192H245L244 194H242L240 196L241 197L240 199H242L243 197L245 198ZM36 194H38V195H36ZM91 194H90V196L95 197V194H92V195ZM215 194H218L219 196L218 195H216L218 197L213 196ZM209 195L214 197V198L211 197L212 199H210ZM221 195H222V197H223V195L224 196L227 195L228 197L230 196L229 201L227 199L228 197L226 198V196H225V198L223 197L224 199H227V200H225L226 201L225 202L224 199L222 197H220ZM243 195H245V196H243ZM208 196H209L210 200L208 199ZM206 197H207V200H206ZM219 197H220V199L221 198L223 199V202L225 204L220 201ZM216 198H218L217 201L219 200L220 202H217L215 200ZM195 199H193L192 201H194ZM63 200H64V203H63ZM166 200H169V199H166ZM211 200H215L216 202L211 201ZM243 200L245 201V199H243ZM155 201L158 204L154 205L155 207L152 206L154 208H152V207H151L152 209L146 208L145 210H142V211H141V209L139 211L137 210L138 214H142V213L146 214V212L150 213L151 211H157L159 209V207L162 205H160L159 202H157L158 200H155ZM206 201H208V202H206ZM160 202L163 203V200H161ZM166 202L170 204V202H168V201H166ZM213 202L222 203L221 204L222 206L220 205L221 207L220 206L217 207L218 205L216 206L215 204H213ZM67 203H68V205H67ZM63 204H65V205H63ZM169 204H166V208H169V206H170L171 209H174V206L169 205ZM204 205H206V207H208V208L211 206H213V207H211V211L209 210L210 208L209 209L207 208L208 209V210L206 209L207 211L200 209L201 210V212H200L199 208L201 207V208L205 209ZM214 205L216 206V208ZM64 207H66V208H64ZM213 208H215V209L213 210ZM218 208H220V210L223 208V210L225 209L224 211H226V212H224L223 210L220 211ZM42 209H44V212L42 211V215L40 216V210H42ZM73 210H72V213H74V215H75V213L77 214L78 211L73 212ZM137 211H136V213H137ZM244 213H245V215H244ZM34 215H37V216H34ZM116 215L118 216V212ZM220 215H223V214H220ZM247 215H255V217H252V221H250L249 218L247 217ZM263 215H264V209H259V210L251 209L247 212H242V215H240V217H238L239 218L238 220L240 222L238 220H236V223H239L238 224V227H239L238 231H241V229H242L243 233L238 232L237 233L238 236L233 234L234 236L238 237V239L236 237H234V240L231 241V243H230L231 245L229 244L230 245V248L228 247L229 250L227 249V246H229V245H226L223 243L224 238L228 239L226 236V234H228V232H226V231H228V230L224 228L227 225L223 224L224 221H222V217L217 216L218 220L215 221L213 227H215L216 229H218V228L222 229L223 228V230H225V231L218 230L217 231L218 233H214L215 234L214 237L217 234L216 238L217 237L218 238L217 239L215 238V240H214L215 242L216 241L217 242L212 243V242H214L213 241L214 237L210 238L211 242H209L207 245L208 246V252H205V250L207 251V246H204V247H206V248H204L205 249L204 252L208 253L207 256H205L206 259L204 261L203 260L201 261L199 259V256H197V253H196V255L193 254L190 247L188 248V246H191V248H193L195 246L194 244H196V242L195 241L192 242V240L191 241L189 240V243H191V244L187 245L186 243H188V240H187V238L183 237V235H182L181 237L184 238V243L187 245V247L184 244L185 248L184 247H182L183 249L182 248H176V250H174L175 264H264V234H262V232L259 231L260 229L255 228V224H257V221H259L260 217H263ZM117 216H116V221H117ZM214 217H216V216H214ZM219 218L221 220H219ZM225 218H227V217H225ZM55 219L59 220L60 222H63V223H61L60 226L59 225L57 226L56 222L53 223V221ZM256 219H257V221H256ZM200 220H201V218H200ZM116 221H115V226H116ZM156 221L154 222L155 227L157 225ZM64 222H66V224ZM202 222H203V220H202ZM220 222H221V224H220ZM62 224H64V225L62 226ZM218 224H220L222 226L225 225V226L224 227H222L220 225L218 226ZM216 225L218 228L216 227ZM232 225L235 226V224H232ZM197 227H199V226H197ZM65 228H66V226H65ZM236 229H238V228H236ZM197 230H198V228H196V231L194 228L195 232H198ZM245 230H246V232H245ZM114 231H115V229H114V227H112V233H111L112 235L110 234V236H112L111 239L109 238V242L107 241V239H106L107 242L105 241L106 243L104 241L103 242L105 244H107L111 250H113L112 259L114 261H118V263H119L118 254L123 250V248L122 247L118 248L117 241L119 240L118 237L120 236L121 233L117 232L118 233L117 234ZM219 231L221 234H224L225 237H224V235H223V237L220 236L221 234L219 235ZM224 232H226V233H224ZM91 233L92 234H90L88 236L85 235V237L88 240H95L97 238H99V239L101 238L99 236V234H97L96 232L92 231ZM184 236H186V234H184ZM190 237L191 236L188 235V239ZM221 238H222V242L220 241ZM243 238L248 239L250 241V243H249L248 247L243 252H239V245L241 244L240 242H242ZM169 239H170V237H169ZM172 239H173V241H172ZM172 239H171L172 242L168 241L169 244L170 243L172 244V243H174L175 240H177L173 237H172ZM178 239H179V237H178ZM185 239L187 240V242ZM239 239H241V240H239ZM237 240H239L240 242H238ZM177 241L175 242V244H178ZM234 241L237 243H234ZM219 242H221V244H219ZM232 243H233V245H232ZM217 244H219V246ZM212 245L213 246L215 245L214 246L215 248L213 247L215 250L214 249L212 250ZM220 245H223V246H221L223 248H220ZM259 245L262 247L260 248L259 252L255 255L253 251L256 250ZM224 247L226 248L225 249L226 251L224 250ZM211 250H212V252L213 251L218 252V255L216 252L212 253ZM219 250H220L221 254H220ZM204 252L202 253V256L206 255V254H204ZM210 253L213 255V257ZM214 254H215V256H214Z\"/></svg>",
    "mask_w": 264,
    "mask_h": 264
},
{
    "label": "snow or ice",
    "instance_id": "snow-or-ice-1",
    "mask_svg": "<svg viewBox=\"0 0 264 264\" xmlns=\"http://www.w3.org/2000/svg\"><path fill=\"white\" fill-rule=\"evenodd\" d=\"M234 2L243 13L260 8V14L264 17V0H234ZM113 6H116V0H111L109 7ZM120 8H124V5L119 4L117 11ZM105 10L108 15L112 14L107 8ZM49 16L59 21L55 11L40 12L30 19ZM3 26L4 24H0V27ZM59 35L56 29L55 36ZM216 61L209 66V71L214 74L213 81L220 86L210 97L214 100L212 107L220 105L227 110L238 108L241 101L257 94L256 86L251 81L242 79L243 74L235 72L227 55L217 57ZM10 62L11 58L0 55V104L7 103L14 96L21 94L22 87L29 82L23 77L34 74L33 68L27 65L24 68L17 67L16 70L4 71L6 64ZM246 71L245 69V73ZM260 71L264 73V65H261ZM216 73H219V79L216 78ZM229 85L231 87H228ZM259 91L264 95V83L261 84ZM143 103V99L139 97L129 100L126 114L134 115L142 108ZM23 106L25 105L22 101L20 107ZM20 107H17V111ZM203 112L202 106L193 105L190 114L195 117V122H200L206 119ZM7 123L5 121L4 126H7ZM231 131L229 126L223 129L225 134ZM261 159L264 161V152L261 153ZM21 233L22 229L17 228L6 237L0 238V264H116L112 259L113 250L107 244L99 238L88 240L81 231L80 225L71 220L67 222L64 231L51 225L45 228L44 224H39L34 234ZM168 240L166 234H150L132 240L118 254L119 264H175L174 249L169 247Z\"/></svg>",
    "mask_w": 264,
    "mask_h": 264
}]
</instances>
